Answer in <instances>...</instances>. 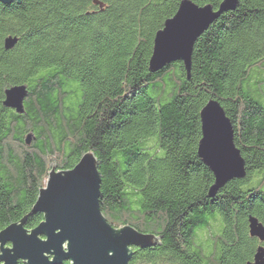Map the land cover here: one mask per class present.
<instances>
[{
    "label": "trees",
    "instance_id": "1",
    "mask_svg": "<svg viewBox=\"0 0 264 264\" xmlns=\"http://www.w3.org/2000/svg\"><path fill=\"white\" fill-rule=\"evenodd\" d=\"M181 1H0V230L31 211L53 162L69 169L92 150L108 220L160 236L136 247L131 264L254 259L261 241L249 218L264 224V0H239L209 26L190 75L181 60L151 71L155 35ZM10 35L19 41L6 49ZM21 84L22 113L4 104ZM213 98L234 124L247 174L211 197L215 175L198 146ZM43 218L33 213L26 226Z\"/></svg>",
    "mask_w": 264,
    "mask_h": 264
},
{
    "label": "water",
    "instance_id": "2",
    "mask_svg": "<svg viewBox=\"0 0 264 264\" xmlns=\"http://www.w3.org/2000/svg\"><path fill=\"white\" fill-rule=\"evenodd\" d=\"M238 3L239 0H222L216 8L182 0L175 15L155 35L151 71L181 60L190 75L196 41L222 13L236 8ZM18 41V36L6 37V49ZM28 94L27 84L9 87L4 104L22 113ZM200 114L198 154L215 175L209 190L212 197L232 179L246 176V161L235 142L234 124L221 102L209 100ZM31 141L29 135L27 143ZM101 198L102 176L94 151H87L69 169H59L53 162L31 211L0 230L1 264H131L136 247L144 249L160 242L157 234L140 231L131 224L113 225L103 212ZM38 212L43 213V220L28 228V216ZM249 221L251 235L258 237L261 244L247 264H264V224L253 215Z\"/></svg>",
    "mask_w": 264,
    "mask_h": 264
},
{
    "label": "rangeland",
    "instance_id": "3",
    "mask_svg": "<svg viewBox=\"0 0 264 264\" xmlns=\"http://www.w3.org/2000/svg\"><path fill=\"white\" fill-rule=\"evenodd\" d=\"M169 90H170V89H169ZM166 95H167V96H170V94H169V93H166Z\"/></svg>",
    "mask_w": 264,
    "mask_h": 264
}]
</instances>
